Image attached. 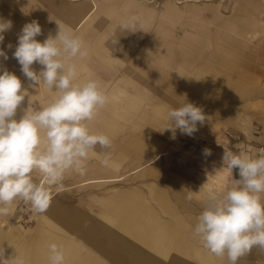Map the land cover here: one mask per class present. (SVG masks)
Here are the masks:
<instances>
[{"label":"rangeland","instance_id":"rangeland-1","mask_svg":"<svg viewBox=\"0 0 264 264\" xmlns=\"http://www.w3.org/2000/svg\"><path fill=\"white\" fill-rule=\"evenodd\" d=\"M74 1L82 2L83 0ZM139 1L145 2V0ZM152 1L153 2H150L148 5L149 7L162 10L168 0ZM203 1L206 2L205 4H209L207 2H210L209 0ZM213 1L217 2V0ZM229 1L230 4L233 2V0ZM188 3L191 4L192 1ZM119 11H122V8H119ZM230 13L228 8H223V19L229 17V15H231ZM124 16L125 13L121 18L123 19ZM257 19L259 21L258 23L261 25V29L258 31L259 34L256 37L253 36L251 39L248 38L251 36L250 33L247 35L248 37H246L240 35V33L236 31L227 30L225 27L221 26V23L220 26L218 22L208 23V20L207 24L212 28L211 34L217 33L225 39H229L230 42L237 44L241 51L240 54L246 58L245 61L247 62L244 63L245 66L243 65L239 68L240 72L248 74V76L241 81V83L245 82L246 88L244 93L235 92L233 88L238 82L230 79L228 85L222 87V95H216L217 98L214 97V94H216L214 93L215 85L203 89L198 87L200 90L197 88V91L193 89L192 93L190 91L194 85L192 82L193 74L196 73L204 63L202 59L197 56V54L201 53V44L198 41L192 44V39L190 38L191 36L188 35V32L191 34L194 32V36L200 37L199 34L197 35V33H199V31H197L198 24L199 21H203L196 19V24L194 26L188 24V26L176 27L173 38L171 36H165L163 32H160L157 26H155L156 22H154L155 24L153 23L146 31L142 42L147 37L150 38L158 33H162L163 35L161 34V37L165 39V43L163 44H168L166 42L169 41L170 44L174 43L176 48L180 49L176 55L178 58L176 59L174 57L173 61L170 63L171 65L169 64V67H167L164 72V74H169V78L159 81H151L150 79L145 81L148 83L147 87L150 86L151 88V94H147L146 102L141 104L137 111L128 110L123 105H119L118 107L111 106L109 103L99 111L96 117L97 119H95L94 122L92 121V128L94 129H100L102 127L101 121L105 118H116L118 116L117 118L120 121V127L115 136L112 137L113 147L108 150L111 153L110 164L108 167H104L100 164V159H102L101 156L90 154L89 167L85 175L81 176L75 173H69L65 176L62 189L59 191L56 189L52 190L53 198L55 199L53 203L54 211H58V215L63 216L78 214L82 216V218H85V220L87 218L98 224L103 221L105 215L117 214L121 219L122 215L119 204L128 201L134 194H140L143 201L155 209V215L158 216V218L170 223L171 226L175 225L176 235H183L188 238V241L192 239V242H194L193 233L197 222L196 218L203 210L202 200L206 193L214 190L219 194L230 187L235 179H238L235 170L234 172H229L225 168L221 170L222 179L224 181L222 184L207 180V176H209L208 173L217 175L214 168L219 169L221 167V156L224 151L222 145L232 148L234 151H246L253 156L264 147V14L261 13L257 15ZM52 21L56 22L55 19ZM55 24L56 23H54V25ZM176 25H178V23H176ZM95 27V24L87 26L84 31L85 37L90 38L92 42H95L107 31H109V36L116 30L117 26L109 28V30L104 28L97 29L98 31H96ZM19 33L20 31L18 34ZM186 39H188V42H186ZM16 44L17 41L13 44L11 50H15ZM138 48L139 47L136 49ZM202 48L206 52L212 49L211 46H203ZM8 52L10 54V50ZM134 52L135 51H133V53ZM139 52L140 48L136 53L140 54ZM190 53H194L195 57ZM157 54L158 51L156 53L153 52V57L145 62L147 66L151 67L155 64H153V62L158 60ZM10 59L4 61L3 58H0V67L6 68V64ZM133 60L135 61L138 59L137 57H133ZM84 62V68L80 69L81 75L86 74L87 71H93V77L98 78L102 86H104L106 82H109L106 86L112 89L116 80H120L123 77L122 75L126 74V69H123V67L132 66L137 69V65H140L138 61H135L136 65H131L132 63L130 64L128 59V62L125 63L123 67L117 64L113 67H108L107 63H99L95 58L93 59L89 56L87 61L89 67L86 69V59ZM180 65L185 72H183L184 74L179 73L180 75H178L177 71H179L178 66ZM141 67L142 65L140 68ZM140 68L138 69L140 70ZM233 69L234 68H232L231 72ZM182 75H184V78ZM115 78L117 79L115 80ZM221 80L222 79H218L217 84H219ZM139 83L141 85L144 84L142 81H139ZM22 84L27 89V96L21 107L18 108L19 111L17 110V119L23 114V109L28 107L29 103L35 106H43L53 98L47 91H44L45 94H43L35 87H27L26 78H23ZM184 101L191 102L197 107H200L206 119L203 124H197L198 130L192 136L182 135L178 130H176V134L173 136L171 131L163 130L168 122L167 120H163V116L159 118L155 115V108L164 103L169 104L171 109L172 107H178L179 104H182ZM243 118L246 121L245 126L249 127L251 130V136L244 133L243 129L236 123L237 121L239 122V120H243ZM165 119H167V117ZM147 135L150 136L151 141L154 138L157 140L152 143L153 146H159V144H161L160 147L162 150L164 149L168 153L163 156L162 159H156V162L151 165H145L144 167H140L138 172H133L140 163L137 162L136 157L129 154V151L126 152V147L131 137L135 136L136 138H141ZM205 148L211 150V156L205 157L203 155V150ZM99 151L100 150H98V152ZM120 176L123 178L117 181L86 182L92 178ZM34 179H39L38 173H34ZM187 190L197 192L193 193V200L191 202L185 199ZM152 191H156V195L157 193H162L160 196L163 201L159 198H153ZM20 203L21 202H17L12 206L10 215L0 217V229L8 230L10 228L8 224L16 222L20 225L18 226L22 234L26 232V229L34 228L35 225H37L38 215L33 214L29 206L26 207L24 213L17 211L20 207ZM169 204L171 208L174 209L172 210L173 215L164 211V208H166L165 206ZM45 216L47 217V224L49 225L47 230L55 233L56 229L52 228L50 224L53 225L54 223L60 226L62 225L60 224L61 222L58 218H55V214L51 216L46 213ZM3 220L9 223L2 226ZM62 235L65 237L71 236L73 241L82 243L84 248L82 247L83 249L80 252H85L86 249L89 248L94 255L96 253V256L104 259L107 263L113 264L115 262L111 257L104 255L98 250L97 246L99 243L106 242L103 235L93 233V235L86 240H83L81 237L74 234V232L70 233L66 230ZM23 242V237H20V239L15 238L11 241V246L8 248L7 252L8 256H11L10 252L13 250V246H17V244L20 246ZM198 246L203 249V252L207 251L203 248L201 242H199ZM192 253L193 251L190 252V254ZM249 255L248 258H241L238 264H264V255L259 253L256 248H253ZM213 256L208 257L209 260H203L202 264H228L226 257L222 259L218 257L216 259ZM214 259L216 261H214ZM190 261L194 264H201V261L195 255H192ZM87 262L88 260H86V264Z\"/></svg>","mask_w":264,"mask_h":264},{"label":"crops","instance_id":"crops-1","mask_svg":"<svg viewBox=\"0 0 264 264\" xmlns=\"http://www.w3.org/2000/svg\"><path fill=\"white\" fill-rule=\"evenodd\" d=\"M189 1H192V3L189 4ZM209 1L210 2H207L209 4H205L206 2L203 0H180L179 2L168 0L162 10H157L148 6L150 2H153L152 0H145V2H140L139 0H83L82 2L74 0H0V17L11 20L13 25L11 30L4 34L5 40L3 47H5V51L8 52L9 49H7L6 46L9 43L12 45L15 44L18 32L21 31L26 23H30L33 20L38 21L41 25L42 35L36 37V39L41 42H43L49 34L52 36L57 34L58 24L61 27H67L71 29L75 35L83 38L89 51V55L86 58L77 59L75 60L76 62L74 61L78 65L76 82H82L83 79L86 80V78L98 81V78L93 77V71H87L84 75L80 74V69L84 68L85 59L86 69L89 67L87 64L89 56L93 59L95 58L99 63H107L108 67H113L116 64L123 67L124 64L128 62V59L130 64L132 63L131 65H136L135 61L140 62V65H137V69L132 66L123 67V69H126V74H123L120 80H116L117 78H115L116 82L113 84V89L106 86L109 82H106V84L102 86L100 83L101 81H98L103 90L108 94L109 104L111 106L118 107L119 105H123L128 110L137 111L140 105L146 102L147 94H151V88L150 86L147 87L148 83L145 81L149 79L151 81H159L169 78V74H164V72L166 68L169 67L174 57L176 59L178 58L176 55L178 51H180V49L176 48L174 43L170 44L168 41L166 42L168 44H163L165 43V39L161 37L162 33H158L150 38L147 37L142 42L146 31L156 22V24H154L160 32H163L165 36H171L173 38L176 27L188 26V24L194 26L196 24V19H200L203 21H199L198 24L197 31H199V33H197V35L199 34L200 37L194 36V32L193 34L188 32V35L191 36L192 44L196 41L201 44V53L197 54V56L201 58L204 63L196 73L193 74L192 82L194 85L190 90L191 93L193 89L197 91V89L200 90L215 85V92H213L216 93L214 97L217 98V96L222 95V87H226L230 79L238 82L233 88L234 91L244 93L246 88L245 82L241 83V81L248 76V74L240 72L239 68L244 65L246 58L240 54L241 51L237 44L230 42L229 39H225L217 33L211 34L212 28L207 22L208 20V23L218 22L219 26L221 23V26L225 27L227 30L236 31L240 33V35L246 37H248L247 35L250 33L251 36L248 38L251 39L253 36L256 37L259 34V29H261L257 15L261 13L264 14V0H233L231 4L229 0H217V2L213 0ZM119 8H122V11H119ZM223 8H228L231 12V15L224 19L222 17ZM124 13L125 16L122 19L121 17H123ZM134 14H138L142 17L143 30H137L136 32L121 31L118 27L121 22ZM54 19L56 22L52 21ZM244 21L253 22L254 24L247 28L245 26L246 22ZM243 22L244 25H240L241 27L234 25V23ZM54 23L56 24L54 25ZM176 23H178V25H176ZM94 24L96 25V31H98L97 29L103 28L109 30V28L117 26L116 35L118 37V42L113 44L111 39L106 41L109 34L107 30H105L107 32L101 35L95 42L90 41V38L85 37L84 31L87 26ZM186 42H188V39H186ZM203 46H211L212 49L206 52L202 48ZM137 47L140 48L139 53L141 55L136 53L139 49H136ZM156 50L158 51V60L153 62V64L155 63L153 66H147L145 62L153 57V52L156 53ZM13 51L14 50H10V54L8 52L9 59H11L6 64V69L17 75L22 81L25 77L20 70L18 62L12 58ZM133 51L135 52L133 53ZM218 52L234 53L233 55H236V57L228 60L222 59L219 58ZM190 54L195 57L194 53ZM133 57H137L138 60L134 61ZM141 65L142 67L140 68ZM32 67L38 72L41 66L34 64ZM178 67L179 71H177V74H184L183 72H185V70L181 65ZM138 68H140V70ZM232 68L234 69L231 72ZM182 77L184 78V75H182ZM218 79H222L219 84H217ZM139 81H142V83L144 82V84L141 85ZM37 90L43 94H45L44 91H47L50 96L55 95V93L48 91L43 84H41ZM169 109V104H160L155 108V115L159 118L163 116V120H167L165 118L167 117L166 115ZM117 117L102 119V127L100 129L92 128V122H90L89 126L92 131L105 133L112 138L120 127V121ZM236 123L243 129L244 133L248 136L252 135L249 127L245 126L246 121L244 118ZM156 141L155 138L151 141L148 135L141 138H136L135 136L131 137L126 147V152L129 151V154L136 157L137 162L140 163L133 172H138L139 168L145 165H151L156 162V159L160 160L168 153L164 149L162 150L160 147L161 144H159V146H153L152 143ZM98 150L99 149H97V152ZM90 154L97 155L96 153ZM121 178L123 177L92 178L86 182L117 181ZM161 194L162 193H157L156 195V191H154L153 198H159L163 201L160 196ZM54 200L53 198L46 213L51 216L55 214V218H58L61 222L60 224H62L59 226L54 223L53 225L49 223L52 228L56 229V234L47 230L49 225L47 224L46 213L38 215L37 225H35L34 228L26 229V232L22 234L18 223L8 224L9 222L7 223V221L3 220L2 226L8 224L10 227L8 230L0 229V247L5 248L6 257H8L7 252L11 241L15 238L20 239V237H23L24 245L22 244L19 246L17 244V246H13L10 255H15L16 251L19 252L25 257L26 264H49L47 245L50 243L63 244L65 246L67 251V264H86V260H88L87 264H109L104 259L96 256V253L94 255L89 248H87L85 252H80L84 248L83 244L78 243V241H73L71 236H63L62 234L65 230L70 233L74 232V234L78 235L83 240L91 237L93 233L103 235L106 242H100L97 246L98 250L104 255L111 257V259L115 261L113 264H194L190 261L192 255L197 256L202 264L203 256L207 259L213 256V254L207 251L203 252V249L198 246L200 242L198 237L193 235L195 241L192 242V239L188 241V238L183 235H176L173 222L172 227L174 235L162 234L163 228L164 230L166 228L165 225L171 226V224L158 218V216L155 215V209L147 205L140 194H134L128 201L119 204L122 215L121 219L117 214L105 215L103 221L98 224L87 218L85 220V218H82V216L78 214L66 216L58 215V211H54ZM137 205L142 208V212H139L140 209L137 208ZM165 207L170 210V213H168L172 214V210L174 209L171 208V205L169 204ZM166 208H164V211H166ZM149 213L155 215L158 221H150ZM154 231L159 234L154 233ZM163 246L165 247L164 249ZM181 247H183L184 250L185 247H188L190 248L189 251H193V253L190 254L189 252V256L183 254V257H179L178 261H176V257L174 258L172 256H177V251H180ZM256 249L259 253L264 255V250ZM184 253H186V250ZM249 256L248 254L242 258H248ZM213 257L216 259L218 258L215 255ZM214 261L216 260L214 259Z\"/></svg>","mask_w":264,"mask_h":264},{"label":"clouds","instance_id":"clouds-1","mask_svg":"<svg viewBox=\"0 0 264 264\" xmlns=\"http://www.w3.org/2000/svg\"><path fill=\"white\" fill-rule=\"evenodd\" d=\"M12 26L11 20L0 17V58L4 61L9 59L3 47L4 34ZM118 27L129 32L143 30L142 17L131 15ZM116 30L106 41L118 42ZM40 35L38 21L26 23L17 36L12 58L20 65L27 87L43 84L55 93L50 102L43 106L29 103L17 119L27 89L17 75L0 67V217L10 215L17 202L29 206L33 214L45 213L52 203V190L62 189L67 174H86L90 153L101 156L104 167L111 161L112 138L89 126L109 103V96L95 79L76 82L74 61L89 55L85 41L59 24L55 36L49 34L41 42L36 39ZM6 47L11 50L13 45ZM34 64L41 66L38 72ZM205 119L200 107L184 101L168 111L163 130L173 136L176 130L192 136ZM222 146L221 167L214 171L235 170L238 179L219 194L214 190L206 193L193 234L208 252L226 257L228 264H238L253 248L264 250V148L253 156ZM203 155L209 157L212 152L205 148ZM34 173L39 174L38 180ZM193 193L197 192L187 190L185 199L191 202ZM47 249L49 264H67L63 244L50 243ZM0 264H26V259L17 251L6 257L5 248L0 247Z\"/></svg>","mask_w":264,"mask_h":264},{"label":"bare ground","instance_id":"bare-ground-1","mask_svg":"<svg viewBox=\"0 0 264 264\" xmlns=\"http://www.w3.org/2000/svg\"><path fill=\"white\" fill-rule=\"evenodd\" d=\"M180 0H175V2H179ZM244 22H246L245 23V26L248 28V27H250L251 25L253 26V22H248V21H244ZM244 22L243 23H234V25H237V27L239 26V27H241L240 25H244ZM240 29H243V28H240ZM246 29V28H245ZM244 30V29H243ZM15 39V38H14ZM219 53V58H222V59H226V60H228V59H232V58H234V57H236V55H233L234 53H230V52H218ZM88 60V59H87ZM76 62V61H75ZM79 63V62H78ZM80 64V63H79ZM227 64V63H226ZM78 66V65H77ZM78 68V67H77ZM88 69V68H87ZM79 71V70H78ZM81 74V73H80ZM86 76V75H85ZM84 76V77H85ZM82 79H83V76H82ZM81 79V80H82ZM86 79H88V78H86ZM83 81H84V79H83ZM98 81H99V79H98ZM100 82V81H99ZM101 83V82H100ZM217 175H215V174H213V173H208V175L209 176H207V180L208 181H210V182H213V183H217V184H222L224 181H223V179H222V172L221 171H219V172H217L216 173ZM206 176V175H205ZM137 208H139L140 210H139V212H142V208L139 206L138 207V205H137ZM166 212L168 213H170V210L168 209V208H166ZM149 220L150 221H158V218L155 216V215H153V214H151V213H149ZM16 223V222H15ZM166 226V228H165V230H164V228H163V230H162V234H164V235H174V230H173V227L172 226H168V225H165ZM154 233H156V231H154ZM156 234H159V233H156ZM165 245V244H164ZM165 247L163 246V249H164ZM186 250V253H184V251ZM185 250H184V248L183 247H181L180 248V251L178 250L177 251V256H172V257H176V261H178V258L180 257H183V254H186L187 256H189V250H190V248H186L185 247ZM181 255V256H180ZM202 260H204V261H206V260H209V259H207V258H205L204 256L202 257Z\"/></svg>","mask_w":264,"mask_h":264},{"label":"built area","instance_id":"built-area-1","mask_svg":"<svg viewBox=\"0 0 264 264\" xmlns=\"http://www.w3.org/2000/svg\"><path fill=\"white\" fill-rule=\"evenodd\" d=\"M262 148H264V147H262ZM262 148H261V149H262ZM26 207H27L26 205H24L23 203H20V207L17 209V211L20 212V213H21V212L24 213ZM20 217H22V216H20ZM20 217H18V218H20ZM18 220H19V219H18Z\"/></svg>","mask_w":264,"mask_h":264}]
</instances>
